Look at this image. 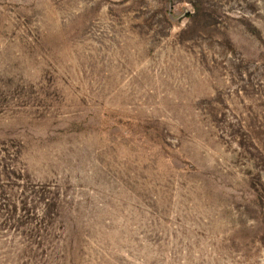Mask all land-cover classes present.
Instances as JSON below:
<instances>
[{"label": "rangeland", "instance_id": "rangeland-1", "mask_svg": "<svg viewBox=\"0 0 264 264\" xmlns=\"http://www.w3.org/2000/svg\"><path fill=\"white\" fill-rule=\"evenodd\" d=\"M0 264H264V0H0Z\"/></svg>", "mask_w": 264, "mask_h": 264}]
</instances>
